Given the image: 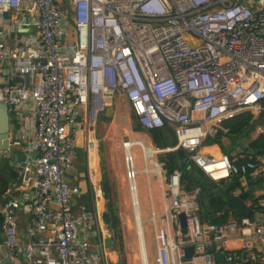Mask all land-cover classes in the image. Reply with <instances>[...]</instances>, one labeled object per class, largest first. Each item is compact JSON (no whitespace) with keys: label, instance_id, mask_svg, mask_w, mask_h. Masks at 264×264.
<instances>
[{"label":"built area","instance_id":"built-area-1","mask_svg":"<svg viewBox=\"0 0 264 264\" xmlns=\"http://www.w3.org/2000/svg\"><path fill=\"white\" fill-rule=\"evenodd\" d=\"M249 1L0 0V105L19 133L10 145L20 147L27 161L36 154L23 168L25 176L33 175L27 237L17 236L20 203L11 197L2 207L0 264L20 255L26 264L101 262L104 242L77 235L79 229L84 234L97 229L99 216L95 208L73 212L79 191L71 184L72 164L78 133L91 161L99 118L118 97L144 130L170 126L176 139L165 150L122 140L129 190L136 192L134 147L141 150L143 173L159 183L161 214L152 207L149 218L154 264H264V222L254 221L255 213L264 214V190L254 198L247 193L249 180L264 177V152L242 164L200 152L208 137L227 133L224 121L246 111L264 114V0L258 7ZM10 33L14 46L7 42ZM18 34L28 38L19 41ZM25 113L33 118L27 132L21 127ZM179 150L211 182L236 183L226 200L246 194L247 215L234 212L215 222L224 214L216 212L212 223L202 221L200 187L186 191L179 170L166 175L164 164L153 159ZM208 164L221 168L207 172ZM87 172L96 205L102 193L91 179L93 166Z\"/></svg>","mask_w":264,"mask_h":264},{"label":"rangeland","instance_id":"rangeland-1","mask_svg":"<svg viewBox=\"0 0 264 264\" xmlns=\"http://www.w3.org/2000/svg\"><path fill=\"white\" fill-rule=\"evenodd\" d=\"M250 112L254 115L253 111ZM135 122V117L126 100L118 97L113 102V105L101 115L98 121L95 135V140L97 141L96 150L94 156L92 155L91 157V162L94 157L95 168L97 169V167H99L98 175L102 176V172L104 171L109 180L114 183V199L118 204L119 218L122 225L123 260H125V264H143V261L140 252L132 191L129 190V182L126 177L124 163L125 152L122 148V140L127 137L132 142H142L146 147L152 146L153 149H157L146 132L134 131ZM259 130L264 131V128H260L257 131L259 132ZM81 136L82 133H78L76 142L81 141ZM75 154V158H77L78 161L80 158L81 161L82 154L80 147L75 149ZM132 154L134 169L137 171L135 177V198L138 216L141 221L145 259H147L145 262L154 264L156 241L149 218L151 216L152 207L157 215L161 214V191L159 189V183L151 179L152 176H146L143 173L145 163L142 159L140 148L134 147L132 149ZM161 154L158 153L153 159L158 161V157ZM72 165L78 169V165L74 160ZM101 193L103 198L102 189ZM107 259L109 264H120L119 256L116 251H114V253H109Z\"/></svg>","mask_w":264,"mask_h":264},{"label":"crops","instance_id":"crops-1","mask_svg":"<svg viewBox=\"0 0 264 264\" xmlns=\"http://www.w3.org/2000/svg\"><path fill=\"white\" fill-rule=\"evenodd\" d=\"M22 15H26L25 11L22 13ZM11 16H12V14H9L6 17H7V19H9ZM71 32H72V26H71V24H69V26L67 27V33L69 35H71ZM18 37H20V38H18L20 41V40H22L21 37L28 38V34H22V35L18 34ZM7 42H8L9 46L15 45L12 33H10L7 36ZM253 116H254L253 117L254 120L251 124L252 129L250 132H248L249 130H246L245 132H243L239 136H227V135L221 134L220 135L221 137H220L218 143L205 144V141L207 139H214L217 135L214 137H208L203 142V144L200 148V152L203 155H211L214 157H217V156L218 157L219 156L225 157L228 160L234 161L237 164H242V163L246 162L247 160H249V158L251 156L256 155L254 152L249 150V148H248L249 142L251 140L255 139L257 136L262 135V130H259V132L257 130L260 128H264V124H263L264 119L262 117L260 118L259 115L254 114ZM32 122H33V118L31 117V115H28L25 113L24 119L21 123V127H23V131H25V132L31 131L30 124ZM16 128H17L16 124L10 123V132H9V139L10 140H12L15 136H17L19 134L18 133L17 135H15ZM80 140L81 141L76 142V145L74 148V159H73L74 162L77 163L78 169H76L72 165L71 184L74 187L78 188V191H79L78 194L76 196H73V198H72V210L76 214V213H79L81 211V208H89V209L95 208L98 212L99 222H98V228L94 229L92 232L84 234V232L81 229H79L77 231V235L80 238L87 239L91 243H95L98 240L105 242L106 239H108V238L111 239V235L109 234L107 227L104 224L103 219H102V214L105 210V201L101 197L96 202V205H94V202L92 200V195L90 192V183L88 180V172H87L88 167L93 166L95 174H94V179L92 177H91V179L93 182H96L98 184V186L100 187V190H101V186L98 182L99 181V175H98L99 167H97V169H96L95 165L91 164V161L88 157V153L86 152V146L83 142L82 136H81ZM77 147L81 148V154H82L81 155V161H80V158H79V161L77 160V158H75L76 157L75 149ZM172 148H166V149H172ZM12 150L14 151V153H12L13 155L17 154V155H20L22 157V162L26 160V158L24 157V154H23V150L20 147L12 146ZM31 154H33V152L30 153V155ZM28 161L29 162L32 161V160H30V156H29ZM187 161H188V159H187ZM0 170L3 172L6 171L3 169L2 164L0 165ZM96 174H97V176H96ZM32 177H33V175H32L31 171H30L29 176L27 177V176H25L23 169L19 168L18 164H16L15 168L13 170H11V174L8 178L0 179V241L3 240L2 207L5 203V201L11 197L17 198L19 200V203H20L19 208L15 214L17 236L20 240H23V241L26 240V237H27L26 231L30 225V220H31V215H30L29 209H30L31 196H32V186H31L30 179H32ZM27 178L29 180H27ZM100 179H101V177H100ZM233 181H234V179H233ZM213 184L214 185H212L211 188L214 190L217 186V188L215 189L216 191H218L219 189L223 190L224 186H226V184H216V183H213ZM249 186H248L249 189L247 190L248 197L254 198L257 195L258 190L259 191L264 190V177L261 178L260 180H254V181L249 180ZM132 199H133V197H132ZM201 199H202V196H200L199 215H200V210H201V205H202L201 203L203 202V204L205 206L207 205L206 199H202V202H201ZM135 201H136V198H135ZM225 202H226V198H225ZM226 208H227V206H226ZM226 211H227L228 216H231V215L235 216L234 211H232L231 209L227 208ZM134 213H135V210H134ZM137 213H138V208H137ZM209 217H208V220H203V221H209ZM92 252H96L95 249H93ZM109 253H114L112 244H111V247H109V248H105V247L101 248V262L99 260V264H109L108 259H107V256ZM0 259L3 260V254H1V253H0ZM3 262H5V261H3ZM12 264H26L25 263V257L23 255L18 256L17 259Z\"/></svg>","mask_w":264,"mask_h":264},{"label":"trees","instance_id":"trees-1","mask_svg":"<svg viewBox=\"0 0 264 264\" xmlns=\"http://www.w3.org/2000/svg\"><path fill=\"white\" fill-rule=\"evenodd\" d=\"M253 117L254 116L250 111H246L232 119L224 121L222 123V127L227 130L225 135L239 136L246 130H249L248 132H250L252 129L251 124L254 120ZM259 117L264 119V114H259ZM133 129L135 132H146L149 135L153 145L160 150L172 148L176 144L174 132L170 126H165L163 129L159 130L146 131L136 121L135 127ZM220 135L221 133H218L214 139H207L205 144L218 143L221 137ZM248 148L255 154L264 152V136L259 135L255 139L251 140L249 142ZM158 161L164 164V171L166 175L171 174L174 170L180 171L181 185L186 191H191L195 187H200V196H202V199H206L207 201V205L205 206L201 199L202 205L200 210V218L202 221L208 220V217L210 215L214 216L216 212H224V214L221 216V218H213L215 222H224L227 220L228 214L226 211L227 208L225 198H227L228 195L222 189H219L218 191L213 190L211 188L212 185H214L213 182H211L201 170L187 161V158L181 159L176 152H166L162 153L158 157ZM98 182L101 186L103 199L105 201V210L102 214V219L109 234L111 235L113 250L116 251L119 256V263L125 264V260H123L122 225L119 218L118 204L114 199V183L109 180L104 171L102 172V176H99ZM262 198L264 199V195Z\"/></svg>","mask_w":264,"mask_h":264},{"label":"water","instance_id":"water-1","mask_svg":"<svg viewBox=\"0 0 264 264\" xmlns=\"http://www.w3.org/2000/svg\"><path fill=\"white\" fill-rule=\"evenodd\" d=\"M249 5H255L256 7L261 5L260 0H251L248 2ZM9 132H10V119L8 108L5 105H0V165L2 164L3 169L6 171L0 170V179H6L10 176L11 170L15 168V165L18 164L19 168L23 169L26 165H28L29 161L25 160L22 162V157L20 155H13L14 151L12 150V146L9 141ZM177 154L181 159H185L186 155L183 151H177ZM30 160H33L36 157V154L29 155ZM8 168V169H7ZM236 183H231L229 185L224 186L223 190L226 194H228L230 189H234L236 187ZM247 198L246 194H242L239 197H229L226 200L227 208L233 210L238 216L244 217L247 215L246 208L243 204V200ZM209 221L212 223V218H209ZM254 221L257 223L264 222V214L255 213ZM180 223L183 229V234L186 233L185 230V221L184 217L180 216ZM112 241L110 238L106 239L104 242V247H111ZM213 253V250L209 251ZM192 250L191 248H187L185 250L186 257L189 258L191 256ZM216 260L218 262L223 261L222 255L216 256Z\"/></svg>","mask_w":264,"mask_h":264},{"label":"bare ground","instance_id":"bare-ground-1","mask_svg":"<svg viewBox=\"0 0 264 264\" xmlns=\"http://www.w3.org/2000/svg\"><path fill=\"white\" fill-rule=\"evenodd\" d=\"M135 143H131L129 142V146H132ZM143 155H145L146 157L150 155V150L146 147H144L143 150ZM92 157V155H91ZM221 166H219V164H208L206 166V171L207 172H212L216 169H220ZM213 175L214 178H217L218 174L215 173H211ZM131 186L133 187V182H131ZM132 197H133V204H134V210H135V217H136V223H137V230H138V236H139V245H140V252H141V256H142V261L143 264H148V262H145V253H144V245H143V239H142V233H141V221L138 217V213H137V205H136V201H135V191L132 190ZM147 260V259H146Z\"/></svg>","mask_w":264,"mask_h":264}]
</instances>
